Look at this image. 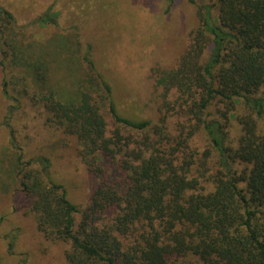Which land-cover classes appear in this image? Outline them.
<instances>
[{"label": "trees", "instance_id": "16d2710c", "mask_svg": "<svg viewBox=\"0 0 264 264\" xmlns=\"http://www.w3.org/2000/svg\"><path fill=\"white\" fill-rule=\"evenodd\" d=\"M188 1L197 17L188 44L154 75L159 123L118 113L90 44L64 34L30 40L0 2L3 94L41 104L76 137L97 179L80 207L52 180L47 157L24 159L19 146L12 158L10 182L42 237L67 244L65 264H264V0ZM32 24H56V13ZM176 107L188 121L178 138L163 128ZM231 116L240 134L227 141ZM198 133L210 149L196 158L186 149ZM16 230L3 235L9 253Z\"/></svg>", "mask_w": 264, "mask_h": 264}, {"label": "rangeland", "instance_id": "374dc122", "mask_svg": "<svg viewBox=\"0 0 264 264\" xmlns=\"http://www.w3.org/2000/svg\"><path fill=\"white\" fill-rule=\"evenodd\" d=\"M195 1L212 3L214 0ZM0 2L13 13L18 24L26 25L25 34L30 40L46 42L64 34L90 44L96 69L111 86L118 113L134 120L159 123L161 113L154 75L159 69L173 67L185 50L188 33L197 23L194 3L174 0L169 6L167 0ZM45 11L56 13V24H32ZM5 77L8 80L10 73L5 71L0 56V182L8 184V190L0 188V264H65L67 244L50 242L42 237L27 213V197L10 182L7 174L12 169V158L19 146L23 149L24 159L47 157L52 180L62 184L67 198L80 207L87 204L97 179L87 172L81 161L76 137L51 123L41 104L28 98H22L18 103L5 97ZM54 77L61 85V68ZM8 95L18 98L13 88L8 90ZM174 97L168 94L171 104ZM176 111L177 107L169 112L163 128L170 136L178 138L180 125H187L188 121ZM106 117L109 128L113 127L108 114ZM233 117L226 126L227 141L240 134V125ZM206 147L210 149L209 143L198 133L186 151L197 158ZM17 227V239L9 253L8 240L3 235Z\"/></svg>", "mask_w": 264, "mask_h": 264}]
</instances>
